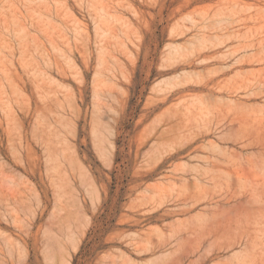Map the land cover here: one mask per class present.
<instances>
[{"label": "rangeland", "instance_id": "obj_1", "mask_svg": "<svg viewBox=\"0 0 264 264\" xmlns=\"http://www.w3.org/2000/svg\"><path fill=\"white\" fill-rule=\"evenodd\" d=\"M97 1L0 0V264H264V0Z\"/></svg>", "mask_w": 264, "mask_h": 264}, {"label": "bare ground", "instance_id": "obj_2", "mask_svg": "<svg viewBox=\"0 0 264 264\" xmlns=\"http://www.w3.org/2000/svg\"><path fill=\"white\" fill-rule=\"evenodd\" d=\"M95 1V3L96 2H98V4H100V2L99 1H97V0H94ZM21 2V1H20ZM26 2V1H25ZM6 3V2H5ZM27 3V2H26ZM32 3V2H31ZM59 3V2H58ZM102 3H103V1H102ZM2 4H4V2L2 3ZM7 4V3H6ZM66 4V3H65ZM94 3H92V5H93ZM97 4V5H98ZM12 5V4H11ZM10 5V6H11ZM94 6V5H93ZM104 6V5H103ZM234 6H236V5H234ZM243 6V5H242ZM96 9H97V7H96ZM103 9V8H102ZM242 9L244 10V8L242 7ZM249 8H247V10H248ZM257 9V8H256ZM263 9V8H262ZM264 10V9H263ZM259 11H261V9L259 10ZM96 12V11H95ZM99 12V11H98ZM104 12V11H103ZM248 12V11H247ZM258 12V11H257ZM36 14H38V13H36ZM236 16V15H235ZM105 17V16H104ZM117 18H118V16H116ZM101 19H103V17L101 18ZM105 19H107V18H105ZM189 19V18H188ZM212 19V18H211ZM105 22V21H104ZM120 22V21H119ZM191 22H194L193 20L191 21ZM240 22H241V20H240ZM74 23V22H73ZM108 23V22H107ZM15 25H19V23H17V24H15ZM230 25V24H229ZM98 27H99V25H98ZM262 26H260L259 27V29L261 28ZM46 27H44V29H45ZM248 29H250V28H248ZM57 30V29H56ZM262 30V29H261ZM26 31V30H25ZM102 31V30H101ZM256 32H257V30H256ZM109 33V32H108ZM77 34V33H76ZM106 35H108L107 33H105ZM104 34V35H105ZM231 35V34H230ZM244 36V35H243ZM260 36V35H259ZM254 37V36H253ZM262 38H260V40H261ZM259 40V41H260ZM258 46H260V43H259V45ZM264 46V45H263ZM51 47V46H50ZM52 48V47H51ZM258 48V47H257ZM256 48V49H257ZM247 49H248V47H247ZM261 50V49H260ZM259 51V50H258ZM237 53V52H236ZM254 55V54H253ZM252 61V60H251ZM263 61V60H262ZM25 67H27L26 65H25ZM36 70V69H35ZM2 71V70H1ZM6 72V71H5ZM34 72V71H33ZM6 74V73H5ZM8 76H9V74H8ZM8 76H6V77H8ZM36 76V75H35ZM39 76V75H38ZM38 76H36V77H38ZM5 77V76H4ZM39 78V77H38ZM38 78H36V79H38ZM8 79V78H7ZM9 83H11V82H9ZM17 84V83H16ZM13 86V85H12ZM3 87V86H2ZM11 87V86H10ZM1 94V93H0ZM4 96V95H3ZM4 100V99H3ZM234 102V101H233ZM246 115H248V114H246ZM256 119V118H255ZM229 124V123H228ZM225 128V127H224ZM229 129V128H228ZM220 136V135H219ZM227 151V150H226ZM219 153H222V152H219ZM228 153V152H227ZM233 154V153H232ZM231 154V155H232ZM220 161V160H219ZM221 162V161H220ZM223 163H224V161H222ZM212 164V163H211ZM228 165V164H227ZM261 168V167H260ZM211 173V172H210ZM198 186H199V184H197ZM203 185V184H202ZM195 186H196V183H195ZM201 186V185H200ZM199 186V187H200ZM224 197V196H223ZM256 198V197H255ZM219 200V199H218ZM245 201V200H244ZM222 206H223V204H222ZM221 206V207H222ZM228 210V209H227ZM188 222V221H187ZM259 234V233H258ZM197 235V234H196ZM199 235V234H198ZM193 238V237H192ZM188 239V238H187ZM259 239H260V237H259ZM261 240V239H260Z\"/></svg>", "mask_w": 264, "mask_h": 264}]
</instances>
